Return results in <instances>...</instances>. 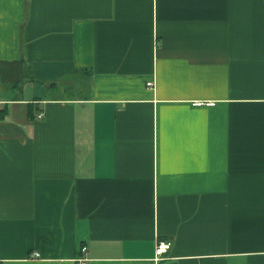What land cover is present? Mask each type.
I'll return each instance as SVG.
<instances>
[{"label": "crops", "instance_id": "0c3cea01", "mask_svg": "<svg viewBox=\"0 0 264 264\" xmlns=\"http://www.w3.org/2000/svg\"><path fill=\"white\" fill-rule=\"evenodd\" d=\"M0 100V264H264V0H0Z\"/></svg>", "mask_w": 264, "mask_h": 264}, {"label": "built area", "instance_id": "2783aa9c", "mask_svg": "<svg viewBox=\"0 0 264 264\" xmlns=\"http://www.w3.org/2000/svg\"><path fill=\"white\" fill-rule=\"evenodd\" d=\"M148 85L151 86L153 85V83L148 82ZM200 103L201 102H197V104H200ZM43 114H44L43 112H40L38 114V117L41 118ZM171 246H172L171 241L165 240V239H158L156 246H155V260L160 261V260L167 258L166 254L170 251ZM83 250H86V247H84ZM35 255L38 256L39 254L35 253ZM81 260H83V258Z\"/></svg>", "mask_w": 264, "mask_h": 264}]
</instances>
